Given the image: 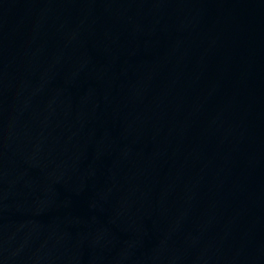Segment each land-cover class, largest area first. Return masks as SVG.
Here are the masks:
<instances>
[{
    "label": "water",
    "instance_id": "obj_1",
    "mask_svg": "<svg viewBox=\"0 0 264 264\" xmlns=\"http://www.w3.org/2000/svg\"><path fill=\"white\" fill-rule=\"evenodd\" d=\"M0 264H264V0H0Z\"/></svg>",
    "mask_w": 264,
    "mask_h": 264
}]
</instances>
